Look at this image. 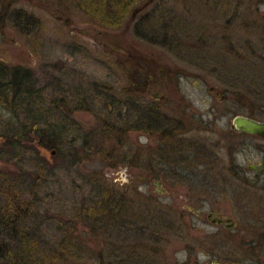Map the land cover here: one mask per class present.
Segmentation results:
<instances>
[{
    "label": "rangeland",
    "instance_id": "rangeland-1",
    "mask_svg": "<svg viewBox=\"0 0 264 264\" xmlns=\"http://www.w3.org/2000/svg\"><path fill=\"white\" fill-rule=\"evenodd\" d=\"M127 24L100 26L70 0H0V62L28 69L37 91L34 117L25 107L18 116L0 107V135L38 120L60 126L66 139L77 137L70 144L59 137L58 154L30 136L17 149L5 138L0 204L9 177L26 179L30 190L29 178L42 175L36 198L47 247L61 238L59 223L73 221L80 240L76 255L59 264H122L137 258L130 254L162 249L172 264L264 256V140L229 127L236 115L247 116L250 101L257 104L255 119L264 121V0H152ZM140 56L171 73L161 85H149L142 101L124 90L131 69L124 65ZM145 104L156 106L160 125L170 130L176 122L180 132L160 142L134 130L103 138L107 121L130 126ZM104 180L121 196L115 195L120 216L96 217L93 227L77 213L93 205ZM157 187L165 194H156ZM191 209L236 224L219 228ZM152 218L158 227L149 229L158 230L161 242L134 231L147 230ZM169 224L171 234H162Z\"/></svg>",
    "mask_w": 264,
    "mask_h": 264
},
{
    "label": "trees",
    "instance_id": "trees-1",
    "mask_svg": "<svg viewBox=\"0 0 264 264\" xmlns=\"http://www.w3.org/2000/svg\"><path fill=\"white\" fill-rule=\"evenodd\" d=\"M150 1L152 0H70L72 4L77 3L84 10V13L86 12L89 17L94 19L95 23L97 22L100 26L106 28L111 27V29H117L123 25L128 29V20L133 21L137 18ZM139 28L140 26H135L133 29L134 36L139 33ZM146 60L142 56L136 57V59L129 57V64H126L127 67L124 65V69L129 68V65L131 68L130 72H127L125 75L128 81L124 90L126 94H136L140 101H142V95H146L149 89H151L149 85H161L162 82H165L171 76L169 68L165 65H160L154 59L149 60L151 64H145L147 63ZM254 65L256 67L259 64L256 63ZM135 72L138 74L136 75V82L132 79V76L136 74ZM259 73H262V70ZM30 76L31 74L25 67L22 68L18 65L9 67L7 64L0 62V107L12 113L13 116H18V107H25L33 117L36 116L31 109L34 107L31 101L33 100L32 97L37 95V91L32 90ZM237 98L241 103L244 100L241 95H238ZM132 102V106L134 107L136 102L134 100ZM249 105L250 108L247 116L249 115L254 119L257 118L255 114L257 104L250 101ZM142 106L144 108L143 114L138 116L135 119V123L130 126H127L128 123L126 121L119 120V125H116L117 128H114V122L107 121L108 124L104 128L103 138L107 136L110 139L118 138L123 133L133 130L143 133L147 132L149 135H154V133L167 135V133L175 132L176 128L178 129L179 124L176 122L172 124L173 126L170 130H168V126L164 125L165 123L160 125L163 120L158 117L157 108L154 104ZM24 114L25 116L28 115V113ZM23 126V128L17 131H11L5 137L10 142L12 148L17 149V143L28 140L30 136L31 139L28 141L36 143L43 150L50 149V151L53 150L57 154L60 152L58 139L59 137L65 138V135L61 133L62 129L59 128L60 126L58 127L49 123L44 127L38 120L37 122ZM5 138L0 135V145ZM72 139L75 140L77 137L65 138V141L70 144L75 142ZM29 179H32L31 184H29L30 190L24 188L26 182L24 178L12 179L9 177L5 183L6 188L4 191L8 192L3 194V202L0 204V264H59L69 259L72 254L76 255L80 240L75 229H73V221L64 222L63 224L59 223L57 230L61 238H58V241L56 240L57 242L53 247H47V242L43 239V226L46 217L38 210L42 199L36 198L37 184L43 178L41 174H35ZM98 184L100 189L93 205L84 207L82 211L77 213L80 218H86L93 227L95 226L92 224V221H95L96 217L100 218L99 216L101 215H104V217L107 215L113 222L118 219L116 215L120 216L118 209L121 206L115 203L118 201L115 195L118 194L113 195V190L105 183V180L98 182ZM27 191L30 192L29 195L24 196V193ZM133 216H135V219L140 217L138 214ZM157 223L154 218L151 221L149 220L147 230L151 231L149 228L154 227L153 229H155L156 226L158 227ZM162 227L166 228L165 226ZM145 229L141 227V232L139 233L141 234L142 230ZM156 230L150 233V237L153 236V241L158 240V230ZM145 236L141 234V237H144V239Z\"/></svg>",
    "mask_w": 264,
    "mask_h": 264
},
{
    "label": "flooded vegetation",
    "instance_id": "flooded-vegetation-1",
    "mask_svg": "<svg viewBox=\"0 0 264 264\" xmlns=\"http://www.w3.org/2000/svg\"><path fill=\"white\" fill-rule=\"evenodd\" d=\"M155 94H153V95H155ZM231 130H232V128H231ZM177 131L180 132V130H178L176 128L175 129V132H177ZM175 132L167 133V135H165V137H164V135H160L159 133H154L153 137L156 136V139H158V141L159 140L163 141L166 137H168V139L171 138L172 137L171 133L174 134ZM232 132L235 133V134L242 133V132L236 133L234 131H232ZM243 135H247V134H243ZM249 135H251V134H249ZM249 135H247V136H249ZM253 137H257V136H253ZM257 138H259V137H257ZM261 139L264 140V138H261ZM249 169L251 170L252 168H249ZM156 180H158V179H156ZM156 180H155V182H156ZM158 181H160V180H158ZM158 185H161V184H158ZM263 188H264V186H263ZM136 191H137V189L136 190H131V192H136ZM155 192H156V194L157 193L165 194V190L161 189L160 187H157V189H156ZM190 212L191 213H194V215L197 216V217H199V218H203L204 217L207 221L215 222V224H217V226L219 228H222V227L224 228V227L230 225V222L227 221L229 218H226L225 215L217 214L214 211H211L209 213L204 214V213L199 212L198 210L195 211V210L191 209ZM250 223L252 225L253 221H250ZM252 228H253V226H252ZM140 229H141L140 226L134 227V231L136 233L141 232ZM160 231H162V230H160ZM170 232H172V225L169 224L165 228V230L163 232H161V233L162 234H166V233H170ZM150 233H151V231L142 230V233L141 234L143 236L146 235L145 236V239L146 240H149V239H152L153 238V236L152 237H149L150 236ZM159 241L161 242L162 240L159 239V240H156L155 242H159ZM129 256H132V259L131 260H133V258L134 259L136 257L137 258L133 262H128V263H126L127 261H126V259H124L123 262H122V264H153L152 263V260L155 259V258L160 259L162 264H172L171 263V257L163 249L160 250V251L150 250L149 252H146V253H140L139 254V257H138V255H132V254H130ZM234 263H238V264H264V256H263L262 253H261V255L259 253H256L255 256H252L251 258H249V260L247 259V260H245L243 262L242 261H238V260H234V261H227L226 260L224 262H220V261H218L217 256H214L213 258L208 259V260L205 261V264H234ZM178 264H180V263H178ZM182 264H186V263L183 262ZM195 264H200V262H198V260L195 259Z\"/></svg>",
    "mask_w": 264,
    "mask_h": 264
},
{
    "label": "water",
    "instance_id": "water-1",
    "mask_svg": "<svg viewBox=\"0 0 264 264\" xmlns=\"http://www.w3.org/2000/svg\"><path fill=\"white\" fill-rule=\"evenodd\" d=\"M229 127H231L232 131L236 133L242 132L243 134H251L259 138H264V121L254 119L249 115H236L233 119H231ZM50 153L55 154V151L51 150ZM154 183L156 185H162V183H160L158 180H156ZM227 221L230 222V225L226 226L228 229L233 228V226L236 224L233 219H228Z\"/></svg>",
    "mask_w": 264,
    "mask_h": 264
}]
</instances>
